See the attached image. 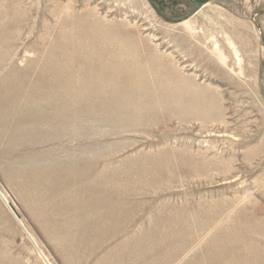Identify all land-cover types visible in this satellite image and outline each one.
<instances>
[{
	"label": "rangeland",
	"instance_id": "rangeland-1",
	"mask_svg": "<svg viewBox=\"0 0 264 264\" xmlns=\"http://www.w3.org/2000/svg\"><path fill=\"white\" fill-rule=\"evenodd\" d=\"M77 21L121 29L149 48L142 55L163 57L177 109L144 117L135 131L105 126L103 136L25 145L11 140L17 117L0 105V192L22 222L0 197V264H224L215 252L226 245L229 258L246 247L264 264V0L199 9L189 0H0V88L14 68L49 66ZM85 151L124 172L138 160L148 185L133 176L123 206L81 198L87 188L77 182L58 185L53 166Z\"/></svg>",
	"mask_w": 264,
	"mask_h": 264
},
{
	"label": "bare ground",
	"instance_id": "bare-ground-1",
	"mask_svg": "<svg viewBox=\"0 0 264 264\" xmlns=\"http://www.w3.org/2000/svg\"><path fill=\"white\" fill-rule=\"evenodd\" d=\"M73 24L67 28L72 29V35L59 37L60 47L58 46L57 49L55 47L51 52L52 56L51 54L48 56L52 60L49 66H43L36 72L28 70L27 66L25 67L27 69L22 71H17V68L16 70L14 68L13 72L8 73L4 86L0 88V105L6 106L9 112L17 117L11 140L22 142L25 145L26 143L44 144L58 140L59 135H73L78 131L87 135L93 132L102 135L103 132L99 129L105 126L130 132L136 130L144 117L155 115L160 109L171 112L173 109H177L174 107L176 99L173 97V91L169 88L172 84L169 72L171 73L172 70L167 69L168 74H162L163 57L151 50H147V53L142 55L140 49L145 45L140 46L134 40H127V34L123 30L111 25L80 21ZM64 41L66 47L63 45ZM144 49L149 48L146 46ZM180 98L177 99L180 100ZM3 117L5 116L1 117L0 114V118ZM86 151L79 153L77 160L66 163L61 161L59 166L51 165L55 170L59 167L58 185L80 183L79 186L87 188L86 192L81 194V198H88L95 204L100 203V206L103 203L112 202L114 198H117L115 199L117 204L119 202L123 206L122 204H126L129 199L134 198V193L124 188L126 183L134 182L133 176L138 178L135 181L137 187L148 185L144 181L145 170L143 166H138V160L133 161L136 167L131 168L129 172H124L119 171L118 165L111 168L105 167L102 159L98 158L100 156L97 158L96 155L92 156L96 160L99 159L97 162L90 158L91 156ZM125 163L130 162L125 160ZM151 165L152 170L154 165L152 163ZM48 170L47 168V172ZM41 173L42 171L40 175ZM61 174L63 175L61 176ZM56 180L57 178L54 181L56 182ZM41 182L43 183V181ZM82 186L80 188L84 189ZM119 187L122 190L115 194L108 191V189ZM0 194L4 206L21 224V220H18L11 211L7 198L2 192ZM81 201L83 200L81 199ZM100 206L97 208L101 209ZM105 207L104 209H106ZM114 212L117 213L116 210ZM200 212L201 210L198 212V216ZM115 213L114 215H117L119 212ZM107 219L104 218V221L107 222ZM109 222L112 224L113 219H109ZM100 229L103 232V227ZM89 230L91 231V229ZM181 231L182 229L176 232L170 231L165 235L174 239L182 234L178 233ZM113 232H115L114 229ZM106 235L108 236V234ZM219 247L220 245L217 246V248ZM223 248V253H215L221 255L223 261L226 258L224 264H257L254 263L257 257L254 255L256 259L251 257V251L246 247L242 250L239 248L241 251L238 250L244 258L239 257L236 253L233 258H229L228 254L232 252V246L226 245ZM215 264L222 263L219 261Z\"/></svg>",
	"mask_w": 264,
	"mask_h": 264
},
{
	"label": "water",
	"instance_id": "water-1",
	"mask_svg": "<svg viewBox=\"0 0 264 264\" xmlns=\"http://www.w3.org/2000/svg\"><path fill=\"white\" fill-rule=\"evenodd\" d=\"M197 9L205 6L206 4L214 1V0H189ZM9 207L11 209V211L13 212V214L15 215V217L19 220V214L17 213L16 209L13 207L12 204H9Z\"/></svg>",
	"mask_w": 264,
	"mask_h": 264
}]
</instances>
